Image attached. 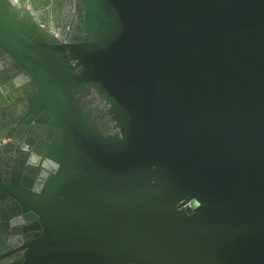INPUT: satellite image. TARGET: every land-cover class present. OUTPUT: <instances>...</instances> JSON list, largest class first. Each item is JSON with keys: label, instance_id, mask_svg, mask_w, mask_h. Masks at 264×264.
I'll use <instances>...</instances> for the list:
<instances>
[{"label": "water", "instance_id": "1", "mask_svg": "<svg viewBox=\"0 0 264 264\" xmlns=\"http://www.w3.org/2000/svg\"><path fill=\"white\" fill-rule=\"evenodd\" d=\"M0 57L54 133L46 240L0 264H264V0H0Z\"/></svg>", "mask_w": 264, "mask_h": 264}, {"label": "flooded vegetation", "instance_id": "2", "mask_svg": "<svg viewBox=\"0 0 264 264\" xmlns=\"http://www.w3.org/2000/svg\"><path fill=\"white\" fill-rule=\"evenodd\" d=\"M48 26L52 28L51 22L48 23ZM2 69H10L9 64H2ZM3 94L6 104H3L0 111L4 112L6 121H11L9 128L12 129L13 138L0 135V144H3L6 149H10L11 152V160H9V156L1 157L3 164L0 162V173L2 177L6 176L3 169L5 168L4 163H7L14 172L12 173L14 177H16L17 172L20 173L18 179L22 178L23 175L27 177L26 182L29 186L25 192L15 191L22 202H16L11 198L8 190H3V196H0V255L7 253L9 245L15 240L17 241L16 245L35 244L46 240L39 215L31 205V199L33 197L32 187L38 184L41 192L51 175V173L43 174V172H49L45 163L46 142L54 136V133L51 134V137L48 136L50 132H53V129L49 130V126L40 120L28 124H23L22 121L18 122V118L14 117L11 111L12 103L7 99L6 93ZM23 101L24 99L16 90V99L13 103L17 105L20 112L23 109ZM39 115L42 120L43 112ZM9 128L7 129V126L2 127L3 131H8ZM0 183L8 185V180L1 179ZM16 254L21 257L20 251H17Z\"/></svg>", "mask_w": 264, "mask_h": 264}, {"label": "clouds", "instance_id": "3", "mask_svg": "<svg viewBox=\"0 0 264 264\" xmlns=\"http://www.w3.org/2000/svg\"><path fill=\"white\" fill-rule=\"evenodd\" d=\"M15 2V0H13V3Z\"/></svg>", "mask_w": 264, "mask_h": 264}]
</instances>
